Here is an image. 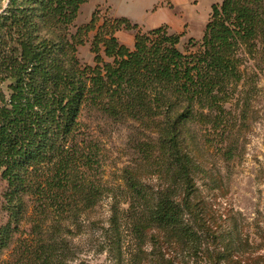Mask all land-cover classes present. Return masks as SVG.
I'll return each instance as SVG.
<instances>
[{
  "label": "rangeland",
  "instance_id": "1",
  "mask_svg": "<svg viewBox=\"0 0 264 264\" xmlns=\"http://www.w3.org/2000/svg\"><path fill=\"white\" fill-rule=\"evenodd\" d=\"M166 2L86 0L62 34L81 65H94V44L103 61L112 60L103 52L111 34L132 49L129 35L159 26L181 33L176 46L182 52L197 49L211 5L222 0ZM6 3L0 0V11ZM115 17L138 28L116 29ZM54 28L42 27V34L51 36ZM235 56L238 78L215 90L212 100L194 103L186 119L178 118L184 102L137 116L84 105L74 143L92 157L80 167L82 181L99 192L89 206L78 202L74 214L55 215L38 213L27 195V211L0 264H26L23 253L39 237L66 247L57 250L64 264H264V32L240 43ZM176 149L190 159L187 177ZM4 187L0 180V194ZM162 198L177 204L176 222L152 219ZM1 201L0 226L7 220Z\"/></svg>",
  "mask_w": 264,
  "mask_h": 264
},
{
  "label": "trees",
  "instance_id": "2",
  "mask_svg": "<svg viewBox=\"0 0 264 264\" xmlns=\"http://www.w3.org/2000/svg\"><path fill=\"white\" fill-rule=\"evenodd\" d=\"M85 1L7 0L0 11V180L5 182L0 197L7 214L0 226V254L27 211V195L34 196L38 213L55 215L74 214L78 202L89 206L99 192L82 181L80 167L89 165L92 157L74 143L84 105L111 115L137 116L154 109L169 112L184 102L178 118L186 119L194 103L212 100L215 90L238 78V46L259 30L264 32L261 0H222L219 6L211 5L199 47L193 51L179 50L181 33H167L159 26L147 34L137 30L132 49L111 34L104 39L103 52L112 60L103 61L94 44V65H81L62 30ZM51 25L55 32L43 35L42 27ZM113 25L138 28L126 17L114 18ZM174 134L168 140H174ZM175 154L187 177L190 159L177 149ZM177 215V204L162 198L152 219L176 222ZM55 224L58 229L60 222ZM55 240L39 237L21 261L64 264L57 250L66 247Z\"/></svg>",
  "mask_w": 264,
  "mask_h": 264
},
{
  "label": "crops",
  "instance_id": "3",
  "mask_svg": "<svg viewBox=\"0 0 264 264\" xmlns=\"http://www.w3.org/2000/svg\"><path fill=\"white\" fill-rule=\"evenodd\" d=\"M171 1V3L174 5V0L172 1V0H170ZM164 2L167 4V2H166V0H159V4L160 5H164V6H166L165 4H164ZM174 2V3H173ZM116 18V17H115ZM186 22V21H185ZM185 22H184V24H185ZM163 25H169V24H167V23H165V24H163ZM168 27H170V26H168ZM168 29V28H167ZM169 30V29H168ZM180 34V33H179ZM133 41H134V35H129L128 36V43H130V44H133Z\"/></svg>",
  "mask_w": 264,
  "mask_h": 264
}]
</instances>
